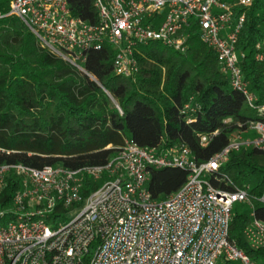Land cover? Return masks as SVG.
I'll list each match as a JSON object with an SVG mask.
<instances>
[{"label":"built area","instance_id":"1","mask_svg":"<svg viewBox=\"0 0 264 264\" xmlns=\"http://www.w3.org/2000/svg\"><path fill=\"white\" fill-rule=\"evenodd\" d=\"M97 24L72 15L68 0H12L6 16L18 17L41 46L85 73V53L113 47V72L125 79L139 73L138 46L161 43L181 53L189 49L188 32L196 27L203 44L216 54L222 73L248 106L264 116V105L249 90L237 50L245 12L253 0H94ZM255 60L264 65V39ZM201 106L194 97L181 111L192 123ZM120 113L122 111L119 109ZM234 133L229 145L206 163L198 164L180 146L158 152L126 140L102 167L71 171L63 167L34 169L22 164L0 165V188L15 178L20 189L8 208H0V264H240L252 261L229 238L235 203L249 202L250 187L218 189L208 177L232 184L220 174L232 152L256 148L264 152V122L249 121ZM253 131L256 137L242 135ZM203 145L207 138L202 137ZM4 151L0 148V154ZM180 168L189 175L184 186L164 201L152 199L146 184L150 170ZM85 177L106 182L88 197ZM259 202L264 205V196ZM61 208L71 220L58 227L47 222ZM58 214V213H57ZM251 249L264 248V224L254 221L244 230Z\"/></svg>","mask_w":264,"mask_h":264},{"label":"trees","instance_id":"2","mask_svg":"<svg viewBox=\"0 0 264 264\" xmlns=\"http://www.w3.org/2000/svg\"><path fill=\"white\" fill-rule=\"evenodd\" d=\"M11 1L0 0L1 15L9 13ZM68 4L74 17L98 23L94 0ZM243 12L246 21L237 44L244 54L241 68L250 92L264 105V65L255 60L256 45L264 39V0H253L248 9L236 7L235 18ZM188 32L185 53L161 43L138 46L139 73L125 79L113 72L116 51L110 45L85 53L84 73L43 48L18 17L0 19V165L71 171L102 167L126 140L158 152L183 145L202 164L222 152L234 133L246 130L247 122H264L244 95L231 88L217 54L201 42L196 27ZM191 97L201 109L188 124L181 111ZM202 137L207 138L205 145ZM220 174L232 184L208 177L218 189L250 187L246 204L251 212L233 214L229 238L252 261L264 264V248L251 249L243 235L255 220L264 224V205L259 202L264 196V152L253 147L232 152ZM188 175L180 168L151 169L146 188L153 200L164 201L184 186ZM99 187L85 177L82 194L88 197ZM19 189L15 178L7 180L0 188L1 209L11 205Z\"/></svg>","mask_w":264,"mask_h":264},{"label":"rangeland","instance_id":"3","mask_svg":"<svg viewBox=\"0 0 264 264\" xmlns=\"http://www.w3.org/2000/svg\"><path fill=\"white\" fill-rule=\"evenodd\" d=\"M97 182H99V184L102 186L106 180L105 179H100ZM251 212V207L248 206L246 203H235L233 206V214H237V215H249ZM71 220V216L68 215H60V214H51L49 216V219H47L48 223H51V226L54 227H58L61 224H66ZM7 221L6 220H2L0 221V226H4L5 223Z\"/></svg>","mask_w":264,"mask_h":264},{"label":"crops","instance_id":"4","mask_svg":"<svg viewBox=\"0 0 264 264\" xmlns=\"http://www.w3.org/2000/svg\"><path fill=\"white\" fill-rule=\"evenodd\" d=\"M256 136H257L256 133L253 132V131L246 132V133H244V134L242 135V137H243L244 139H253V138H255Z\"/></svg>","mask_w":264,"mask_h":264}]
</instances>
